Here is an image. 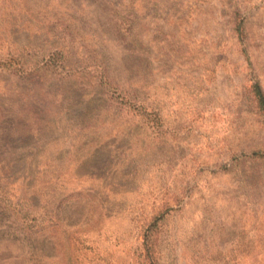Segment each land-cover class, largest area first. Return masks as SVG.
Here are the masks:
<instances>
[{
	"label": "rangeland",
	"instance_id": "rangeland-1",
	"mask_svg": "<svg viewBox=\"0 0 264 264\" xmlns=\"http://www.w3.org/2000/svg\"><path fill=\"white\" fill-rule=\"evenodd\" d=\"M264 0H0V264H264Z\"/></svg>",
	"mask_w": 264,
	"mask_h": 264
},
{
	"label": "trees",
	"instance_id": "trees-1",
	"mask_svg": "<svg viewBox=\"0 0 264 264\" xmlns=\"http://www.w3.org/2000/svg\"><path fill=\"white\" fill-rule=\"evenodd\" d=\"M255 94H256V96H257V98L259 100V103L264 107L263 97H262L260 91L259 90H256V93Z\"/></svg>",
	"mask_w": 264,
	"mask_h": 264
}]
</instances>
